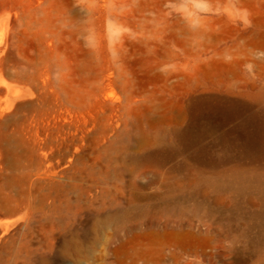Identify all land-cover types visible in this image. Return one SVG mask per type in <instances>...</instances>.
<instances>
[{
	"label": "rangeland",
	"instance_id": "obj_1",
	"mask_svg": "<svg viewBox=\"0 0 264 264\" xmlns=\"http://www.w3.org/2000/svg\"><path fill=\"white\" fill-rule=\"evenodd\" d=\"M244 3L252 28L211 38L240 59L164 81L162 48L128 43L124 74L94 58L85 3L0 0V264H264V0Z\"/></svg>",
	"mask_w": 264,
	"mask_h": 264
},
{
	"label": "clouds",
	"instance_id": "obj_2",
	"mask_svg": "<svg viewBox=\"0 0 264 264\" xmlns=\"http://www.w3.org/2000/svg\"><path fill=\"white\" fill-rule=\"evenodd\" d=\"M85 3V19L77 39L97 60L106 53L108 64L118 74L127 72V44L144 47L146 55H163L152 65L153 74L164 81L197 76L212 62L231 65L241 58L237 47L215 50L213 35L231 27L245 32L253 15L244 0H78ZM174 35L176 39L165 40ZM245 65V69H247ZM63 70L53 78L59 82Z\"/></svg>",
	"mask_w": 264,
	"mask_h": 264
},
{
	"label": "bare ground",
	"instance_id": "obj_3",
	"mask_svg": "<svg viewBox=\"0 0 264 264\" xmlns=\"http://www.w3.org/2000/svg\"><path fill=\"white\" fill-rule=\"evenodd\" d=\"M210 99L209 98H207V99H201L200 101H204V102H207V101H209Z\"/></svg>",
	"mask_w": 264,
	"mask_h": 264
}]
</instances>
